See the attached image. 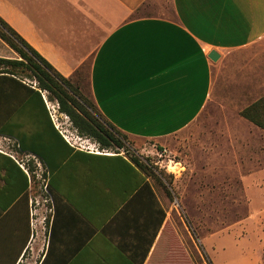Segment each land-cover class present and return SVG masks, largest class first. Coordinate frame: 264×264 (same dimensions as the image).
Returning <instances> with one entry per match:
<instances>
[{
  "label": "crops",
  "instance_id": "1",
  "mask_svg": "<svg viewBox=\"0 0 264 264\" xmlns=\"http://www.w3.org/2000/svg\"><path fill=\"white\" fill-rule=\"evenodd\" d=\"M150 1L0 0V17L64 77L88 67L92 98L116 129L161 142L209 104L212 51L220 60L264 41V0H171V16L139 15ZM43 96L48 115L0 112V264H177L161 185L123 152L69 142L90 138ZM258 158L249 149L250 167ZM34 163L55 192L44 223L33 216Z\"/></svg>",
  "mask_w": 264,
  "mask_h": 264
},
{
  "label": "rangeland",
  "instance_id": "2",
  "mask_svg": "<svg viewBox=\"0 0 264 264\" xmlns=\"http://www.w3.org/2000/svg\"><path fill=\"white\" fill-rule=\"evenodd\" d=\"M171 9V0H151L139 15L171 16ZM0 57L18 56L0 39ZM78 78L82 94L90 98L88 67ZM263 98L264 41L224 52L215 62L209 104L186 130L161 142L122 134L124 147L110 149L130 159L140 156L150 168L143 171L161 185L163 195L170 198L166 189L174 193L166 255H175L177 264H264V138L259 141L257 126L241 116ZM14 108L17 114L26 113L20 112L21 106ZM245 138L254 145L249 147ZM90 141L81 147L100 151L99 144ZM249 149L260 157L252 167ZM28 170L34 182L33 209L47 219L52 203L46 190L48 173L36 163ZM249 174L252 184H244ZM45 218L36 217L40 223Z\"/></svg>",
  "mask_w": 264,
  "mask_h": 264
},
{
  "label": "trees",
  "instance_id": "3",
  "mask_svg": "<svg viewBox=\"0 0 264 264\" xmlns=\"http://www.w3.org/2000/svg\"><path fill=\"white\" fill-rule=\"evenodd\" d=\"M0 39L18 56L16 59L0 57V104L4 103L1 106L12 107L11 112H18L14 108L17 106H21L20 112L30 107L28 111L48 115L43 96L45 94L49 102H57L59 112L70 119L72 127L80 135L94 140L102 150L124 147L121 138L123 133L105 120L91 92L90 98L86 97L82 94L79 83L75 82L81 71L72 78L61 75L1 17ZM3 107L0 112L10 111ZM241 116L264 130V98L244 109ZM51 128L55 130L53 126ZM16 139L20 143V150L25 151L27 148L24 138L17 136ZM33 151L34 155L42 158L36 147ZM131 161L146 173L150 170L137 157H132ZM166 190L170 199H173L171 191ZM47 191L55 200V192L50 183Z\"/></svg>",
  "mask_w": 264,
  "mask_h": 264
},
{
  "label": "built area",
  "instance_id": "4",
  "mask_svg": "<svg viewBox=\"0 0 264 264\" xmlns=\"http://www.w3.org/2000/svg\"><path fill=\"white\" fill-rule=\"evenodd\" d=\"M69 142H75L76 144H80V145H83V142H89L88 140H86V139H83V138H81V137H79V136H70L69 137ZM94 145V144H93ZM92 151H94V150H92ZM47 184H46V190H47ZM48 192V191H47ZM39 215V213H38V210H34L33 209V216L35 217V221L37 220L36 219V217ZM45 218V217H44ZM44 220H46V218L44 219ZM43 223H44V221H43Z\"/></svg>",
  "mask_w": 264,
  "mask_h": 264
},
{
  "label": "water",
  "instance_id": "5",
  "mask_svg": "<svg viewBox=\"0 0 264 264\" xmlns=\"http://www.w3.org/2000/svg\"><path fill=\"white\" fill-rule=\"evenodd\" d=\"M210 58L212 61L217 62L219 60L220 56L215 51H212L210 54Z\"/></svg>",
  "mask_w": 264,
  "mask_h": 264
},
{
  "label": "bare ground",
  "instance_id": "6",
  "mask_svg": "<svg viewBox=\"0 0 264 264\" xmlns=\"http://www.w3.org/2000/svg\"><path fill=\"white\" fill-rule=\"evenodd\" d=\"M172 168H174V167H172Z\"/></svg>",
  "mask_w": 264,
  "mask_h": 264
}]
</instances>
